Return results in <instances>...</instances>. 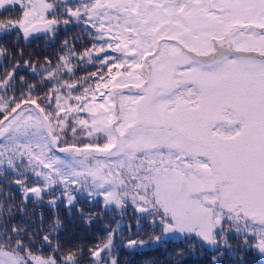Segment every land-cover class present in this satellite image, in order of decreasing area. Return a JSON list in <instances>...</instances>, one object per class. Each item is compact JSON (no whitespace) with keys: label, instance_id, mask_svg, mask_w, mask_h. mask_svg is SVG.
<instances>
[{"label":"snow or ice","instance_id":"snow-or-ice-1","mask_svg":"<svg viewBox=\"0 0 264 264\" xmlns=\"http://www.w3.org/2000/svg\"><path fill=\"white\" fill-rule=\"evenodd\" d=\"M9 11L0 39H54L73 23L92 37L83 52L79 37L62 41L41 84L17 79L36 67L0 44L12 58L0 72V179L21 188L22 204L58 188L49 203L71 207L86 192L148 222L149 239L129 249L182 238L222 257L235 236L238 264L241 251L264 257V0H0ZM86 61L100 71L77 77ZM11 201L0 188V264H82L58 217L38 243L10 223ZM120 227L89 249L91 264H120Z\"/></svg>","mask_w":264,"mask_h":264},{"label":"trees","instance_id":"trees-1","mask_svg":"<svg viewBox=\"0 0 264 264\" xmlns=\"http://www.w3.org/2000/svg\"><path fill=\"white\" fill-rule=\"evenodd\" d=\"M11 12H0V17L10 16ZM79 37L76 48L77 52H83L86 48L92 46V37L87 35L80 26L73 23L65 30L63 27L58 31L54 39L48 38L41 34L38 38L30 37L28 40L21 36L17 40L16 34L0 39V44H5L7 48L15 53V59L21 64L23 60H28L36 67V72L31 69H23L18 72L17 79L24 77L29 84H41L40 73L41 66H44L45 58L56 63L57 56L60 55V47L62 40L73 39ZM23 49L24 56L19 55V50ZM12 63V58L3 59L0 57V72H3V65H8L9 70ZM85 62L80 65L81 70L76 73L77 77L98 72L100 69L93 66L95 61L91 63ZM67 79V77H66ZM51 85H46L38 90L37 95L42 97ZM88 142V141H83ZM9 181L12 177L8 178ZM0 188L12 196L17 211L14 213L10 223L24 224L29 232H34L37 235V242L49 230V226L58 217L62 221V229L59 231L60 241L65 247L69 244L80 245L83 248L81 253L82 264H91L89 249L95 248L96 245L106 240L111 229L116 228L117 221L120 222L119 232L121 235L115 236L116 255L120 264H144L146 260L159 261L160 264H211L212 257L216 256L219 264H238V261L233 259L236 254V245L239 244L235 236L229 237V243L233 248L223 250L224 255L221 257L215 251L208 247H201L195 240L184 239H169L166 244L155 245L147 244L145 247L132 250L127 245L128 240H148L152 229L146 220H141L140 227H137V213L133 207L121 209L119 213L117 208L112 207L106 210L101 201L89 202L86 198H78L76 203L71 207L65 206V200L60 199L56 202L55 207L48 202L47 196L43 199L30 198L22 204L23 193L19 186L12 185L7 187L0 179ZM57 189V188H56ZM21 207L24 208L27 215H21L18 211ZM82 210V211H81ZM91 217V223H85V218ZM128 225H131L129 228ZM183 251V257L175 256L177 251ZM44 254H48L50 249L44 248ZM240 256L243 257L244 264H264V258L255 251H241Z\"/></svg>","mask_w":264,"mask_h":264},{"label":"rangeland","instance_id":"rangeland-1","mask_svg":"<svg viewBox=\"0 0 264 264\" xmlns=\"http://www.w3.org/2000/svg\"><path fill=\"white\" fill-rule=\"evenodd\" d=\"M48 37V36H47ZM49 38V37H48ZM65 40V39H64ZM64 40H62V41H64ZM92 48V46L90 47V48H86V49H91ZM60 49H61V47H60ZM60 55L62 54L61 52L59 53ZM86 62H88V61H86ZM85 62V64H87ZM74 64L76 63L75 61L73 62ZM89 63H91V62H89ZM65 79H66V77H65ZM57 195H59V189L57 188L54 192H52V194L51 195H46L47 196V199L46 200H48V202L50 201V200H53V199H55V197L57 196ZM78 198H86V200H88L89 202H99V201H101V203L103 204V198L102 197H99V198H97V199H95V200H92L89 196H88V194L86 193V192H83L81 195H78L77 196V199ZM57 201H59V200H57ZM129 207H132V206H129ZM117 211L119 212V213H121L122 212V210L121 209H117ZM224 249H221V251H223ZM264 258V257H263Z\"/></svg>","mask_w":264,"mask_h":264},{"label":"water","instance_id":"water-1","mask_svg":"<svg viewBox=\"0 0 264 264\" xmlns=\"http://www.w3.org/2000/svg\"><path fill=\"white\" fill-rule=\"evenodd\" d=\"M39 35H41V34H39Z\"/></svg>","mask_w":264,"mask_h":264}]
</instances>
